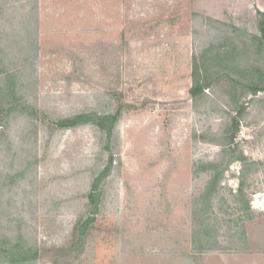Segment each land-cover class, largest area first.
<instances>
[{
	"label": "rangeland",
	"instance_id": "1",
	"mask_svg": "<svg viewBox=\"0 0 264 264\" xmlns=\"http://www.w3.org/2000/svg\"><path fill=\"white\" fill-rule=\"evenodd\" d=\"M258 11L264 0H0L2 96L37 112L0 103V236L36 247L35 264H264V90L251 91L264 81ZM195 57L218 81L198 102ZM118 108L114 168L80 238L110 155L93 126L57 122ZM232 153L256 163L244 185L250 209H236V160L213 212L200 211L212 176L201 166L223 169Z\"/></svg>",
	"mask_w": 264,
	"mask_h": 264
},
{
	"label": "trees",
	"instance_id": "2",
	"mask_svg": "<svg viewBox=\"0 0 264 264\" xmlns=\"http://www.w3.org/2000/svg\"><path fill=\"white\" fill-rule=\"evenodd\" d=\"M258 28L260 31V36L255 37L256 40L259 43V46L261 48H264V12L258 11ZM214 21V20H213ZM219 23V22H218ZM223 24V23H220ZM238 50V49H237ZM239 51V50H238ZM232 54V55H231ZM231 54L228 52L225 53L226 58L229 60L234 59L236 53L233 51ZM227 61V60H224ZM208 61L206 59L202 60L200 63L198 59L195 57L193 60V71H192V79H193V85L190 90L191 97L194 101H197L202 98L203 96L206 97V91L212 89L218 81H216L213 77L209 76L208 73L206 74V71L209 70L208 68ZM226 64V62H224ZM237 64L238 63H232ZM248 64V62H247ZM263 65V64H262ZM261 65V66H262ZM235 70V68H233ZM245 71H239V73L244 74ZM13 78V76H11ZM263 78V77H262ZM16 85V84H15ZM264 90V81L258 80L257 83L252 87L251 91L257 95L258 92H261ZM6 90L2 88V85H0V103L8 104L10 106V109H12V106L20 109L21 112H23L26 109H31L32 113H35L33 111V107L29 105L28 103L23 100V104L20 108L17 99H13L16 97L15 95H12V98L9 96H2ZM4 97V99H3ZM24 98V97H23ZM244 111V107H241L239 110L238 115H242ZM3 113V108L0 106V114ZM37 113V112H36ZM122 108H118V110L113 114H106V115H100L96 112H89V113H82L70 118H67L65 120H61L57 122V125L61 129H74L80 126L85 125H91L94 128L100 132L102 135V140H106L105 144V150L109 153V158L107 161V166L104 168V170L94 179L91 187V191L88 195L89 199V205L92 209L91 215L84 221H81L77 227L76 232L80 238H84L92 223L95 221L96 214L98 213V207L100 204V196L101 193H99V187L100 185L106 180V178L111 173L112 169L114 168L115 158L113 153V141L115 138V132L116 127L122 117ZM233 124L230 129V134L225 137L226 144L227 145H234L236 133L239 127V117L235 116L233 118ZM200 138L203 141H214L210 140L206 134H203L200 136ZM226 152V150H225ZM234 154V153H232ZM236 160H239L243 162V168L241 170V173L238 177L240 181L239 190L234 195L235 202L237 203V210L246 211L250 209V201L246 199V195L244 192V185L248 176V170L251 166L255 165L256 163L247 164V158L245 156H237L234 154L232 159L227 162V166L223 169H221V166L219 163H209L206 165H202L201 167L203 170H210L211 172V180L208 183L205 191L201 194L198 202L202 203V209L200 211L207 212L211 211V213L214 210V201L215 197L218 194L220 190V185L222 183V180L224 179L226 171H229L230 165ZM198 242L203 243V246L207 245L208 242H203L201 238H198L196 240ZM212 249V248H211ZM39 252L36 247L34 246H27V241L24 240L22 236H20L19 239L13 240V238L8 236H0V264H35L38 260Z\"/></svg>",
	"mask_w": 264,
	"mask_h": 264
}]
</instances>
